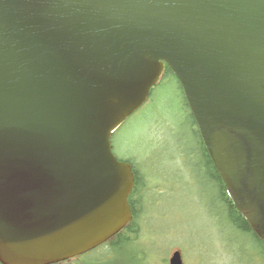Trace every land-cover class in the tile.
<instances>
[{"label": "water", "instance_id": "1", "mask_svg": "<svg viewBox=\"0 0 264 264\" xmlns=\"http://www.w3.org/2000/svg\"><path fill=\"white\" fill-rule=\"evenodd\" d=\"M166 65L264 241V0H0V264L61 263L128 225L112 137Z\"/></svg>", "mask_w": 264, "mask_h": 264}, {"label": "rangeland", "instance_id": "2", "mask_svg": "<svg viewBox=\"0 0 264 264\" xmlns=\"http://www.w3.org/2000/svg\"><path fill=\"white\" fill-rule=\"evenodd\" d=\"M173 82L175 85L169 83L170 87L163 94L161 87L155 90L157 101L150 99L151 112L145 120L136 121V117L150 101L120 127L114 145L117 158L126 160L127 156L136 155L143 161L145 154L153 153L154 149L149 150V129L157 118L173 127L183 126L185 119L178 115V110L184 104L181 96L174 97L176 88L180 89L177 81ZM161 132L154 129L152 133L156 144L161 143L158 141L163 138ZM185 153L192 156L195 152ZM162 154L163 151L157 149L155 156L158 158ZM170 157L168 153L166 158ZM162 166L167 169L168 178L160 174V166L153 165L149 173L152 180L148 182L150 191L141 219L139 242L119 253L110 247L99 252L95 250L96 253L88 255L86 263L74 264H169L176 251L182 253L184 264H264V258L257 254L258 248L251 243L244 247L245 238L230 226L223 207L216 205L206 173L198 172L200 163L197 160L190 159L187 163L178 158L166 159Z\"/></svg>", "mask_w": 264, "mask_h": 264}, {"label": "trees", "instance_id": "3", "mask_svg": "<svg viewBox=\"0 0 264 264\" xmlns=\"http://www.w3.org/2000/svg\"><path fill=\"white\" fill-rule=\"evenodd\" d=\"M173 81H177L180 89L179 91L178 87L176 88V90L174 91V97H176V95L177 97L181 96L184 104V106L180 107L178 110V115H182L185 119L183 122V126L180 128L173 127L168 122L157 118V120L154 121L149 129V133L151 134V143L149 145V150L154 149L151 150L153 153L145 154L146 157L143 159V161H140L136 155L127 156L126 160L121 159L132 164L135 175V187L130 198V205L131 208H133L134 218L130 225L117 236L115 241L112 240L110 249H112L116 253H119V251L121 252L125 248H130L133 244H137L139 242L141 234V219L146 212L145 209L146 205L148 204L146 202V197L150 191V189L148 188V182L152 180L149 173L153 169V165H155L157 168H159L158 166H160V174L163 177L168 178V176L166 175L167 169L162 165H164L166 159L176 160L178 158L186 160L187 163L190 159L197 160L200 163L198 172H200V174L203 171L206 173L205 177L210 182V187L215 194L216 205L223 207L224 212L228 216V222L230 226L242 235V239L245 238V242L242 241L244 247L246 248L247 245H255L259 250L257 251V254L264 258V241L260 240L254 234L245 218L240 213H238V211L234 207L227 193L226 187L224 186L221 177L219 176L210 156L208 155L204 142L198 131L196 122L187 104L181 84L168 66L165 67L164 74L157 86L152 89L150 99L153 98L156 102L157 97L154 96L156 93L155 90L161 87V92L163 94L164 92H167L170 84L175 85ZM150 99L149 106L143 111V113L140 114L139 117H136V121L138 119H142L143 121L149 116L151 112V108L149 107L152 105ZM154 129L160 132L162 131L161 133L163 134V138L158 139V141H161V143L156 144L157 142L153 140L152 133ZM115 135L113 138V146L115 145ZM157 149L163 151V154L158 158L155 156ZM188 150H194L195 153L192 154V156H189L185 153ZM168 153H171L170 158H166ZM140 166H142V169L140 168Z\"/></svg>", "mask_w": 264, "mask_h": 264}, {"label": "flooded vegetation", "instance_id": "4", "mask_svg": "<svg viewBox=\"0 0 264 264\" xmlns=\"http://www.w3.org/2000/svg\"><path fill=\"white\" fill-rule=\"evenodd\" d=\"M132 212H133V208H132ZM133 218H134V213H133Z\"/></svg>", "mask_w": 264, "mask_h": 264}, {"label": "bare ground", "instance_id": "5", "mask_svg": "<svg viewBox=\"0 0 264 264\" xmlns=\"http://www.w3.org/2000/svg\"><path fill=\"white\" fill-rule=\"evenodd\" d=\"M118 132V131H117ZM120 154V153H119ZM264 246V245H263Z\"/></svg>", "mask_w": 264, "mask_h": 264}]
</instances>
